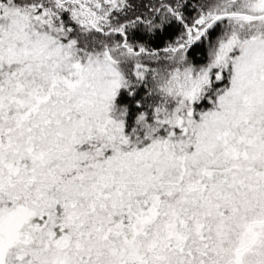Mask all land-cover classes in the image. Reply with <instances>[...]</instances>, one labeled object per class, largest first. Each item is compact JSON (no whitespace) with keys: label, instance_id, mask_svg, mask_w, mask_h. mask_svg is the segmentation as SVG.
Returning a JSON list of instances; mask_svg holds the SVG:
<instances>
[{"label":"snow or ice","instance_id":"snow-or-ice-1","mask_svg":"<svg viewBox=\"0 0 264 264\" xmlns=\"http://www.w3.org/2000/svg\"><path fill=\"white\" fill-rule=\"evenodd\" d=\"M0 264H264V0H0Z\"/></svg>","mask_w":264,"mask_h":264}]
</instances>
